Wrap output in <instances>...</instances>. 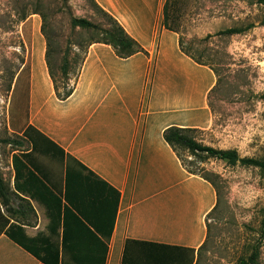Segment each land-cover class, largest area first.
I'll list each match as a JSON object with an SVG mask.
<instances>
[{
  "label": "crops",
  "instance_id": "crops-1",
  "mask_svg": "<svg viewBox=\"0 0 264 264\" xmlns=\"http://www.w3.org/2000/svg\"><path fill=\"white\" fill-rule=\"evenodd\" d=\"M96 1L142 50L120 57L110 44L91 42L65 99L56 96L46 65L32 64L18 133L39 132L49 141L42 145H56L63 158L31 152L27 140L26 149L11 153L10 189L32 210L31 220L10 217L5 229L20 225L32 250L3 231L0 264H121L127 243L197 253L207 239L216 190L185 169L163 132L210 126L216 74L185 54L178 33L163 25L164 0ZM23 152L29 153L28 167L59 198L57 217L43 201L15 191L12 155ZM73 164L91 186L67 188L66 167ZM98 182L118 192L113 216L99 211Z\"/></svg>",
  "mask_w": 264,
  "mask_h": 264
},
{
  "label": "rangeland",
  "instance_id": "rangeland-1",
  "mask_svg": "<svg viewBox=\"0 0 264 264\" xmlns=\"http://www.w3.org/2000/svg\"><path fill=\"white\" fill-rule=\"evenodd\" d=\"M162 14L165 25L178 33L180 49L217 77L209 95L211 124L192 135L241 157L264 158V5L258 0H164ZM78 18L95 26L73 25ZM115 22L96 0H0V172L8 186L10 155L28 146L18 132L24 126L32 64L46 65L60 97L72 87L86 46L109 39L106 33L113 32ZM232 28L239 31L227 32ZM178 153L185 169L209 180L217 192L195 264H232L238 253L256 247L258 264H264V171L183 147ZM19 203L26 205L12 198L9 207ZM3 210L16 221L31 218V211L22 216ZM189 258L167 256L156 264H188Z\"/></svg>",
  "mask_w": 264,
  "mask_h": 264
},
{
  "label": "trees",
  "instance_id": "trees-1",
  "mask_svg": "<svg viewBox=\"0 0 264 264\" xmlns=\"http://www.w3.org/2000/svg\"><path fill=\"white\" fill-rule=\"evenodd\" d=\"M258 2L264 5V0H258ZM164 21H165V14H163V25L167 29L173 30L167 27ZM72 23L75 26L87 27V28L88 27L92 28L95 26L93 23H91L90 21L84 18L74 19ZM115 25L117 26L115 27V29H113V32L109 31L106 33L109 39H105L104 41H95V42L110 44L114 48L116 54L120 57H127L137 51L142 50L140 45L125 32V30L120 24L115 22ZM238 31H239L238 29H233V28L227 30V32L230 33H235ZM50 78L53 82V87L56 94V86L51 74H50ZM71 92H72V87H70V89L66 91L64 94H62L60 97L57 94L56 96L60 99H65L71 94ZM29 130L30 128H26L23 131L22 139L31 142L32 145L31 152H35L38 154L49 156L51 158H57L62 160L63 151L59 147H57L56 145H42V142L47 143L49 141L41 134H39V132H38V136H34L30 134ZM196 130L197 129L194 128L169 127L164 130L163 137L165 141L173 148L179 159L180 156L178 153V148L183 147L191 154H195L199 152L205 153L207 156L216 157L218 159L224 160L226 163L230 165L240 163L245 166L257 167L260 170L264 171V158L241 157L233 149H218L212 146L202 144L199 141H197L196 138L192 135V132ZM18 144L21 145L22 142L20 141L18 142ZM28 155L29 153H25V152L12 155V161L15 170L14 189L15 191L22 193L24 195L27 194L31 198H37L43 201L47 209L49 210L50 214L51 215L53 214L52 217H57L59 198L52 193L50 188L25 163L24 159L28 157ZM188 172L193 173L191 171ZM83 174H84L83 169L79 165L77 164L67 165L66 167L67 188L74 189L75 186L76 188L79 186H81L80 188H86L84 187L85 183L88 186H91L90 182H86L84 180ZM20 179L22 181H20ZM98 183L99 185L98 184L96 185V190L98 192L97 200L99 201L98 202L99 211H101L102 213H105V211H107L108 214L111 211L113 216L116 210L118 192L115 189L107 186V184L103 182H98ZM13 196H15V198H18L19 201H23L26 203V205L19 203V207L20 209H23L22 210L23 212H21V210L19 211L18 209H13L9 207L10 201L13 198ZM17 196L18 195L16 193H13L11 191L10 186H8L5 183L0 172V206H2L5 209L6 207L9 208V211H11L14 214H21L22 216H25L27 213L26 211H31L32 209L31 207L28 206L29 203L26 201V199ZM104 201H106L107 209H105ZM111 201H112V205H111ZM9 218L10 216L4 215L0 211V233L5 231V233L11 239L16 241L18 244L24 246L26 249L32 250L28 246L29 241L32 240L26 237L20 225L11 223L5 229V227L9 223ZM207 229H208V224H207ZM205 242L206 240L198 248L197 252L204 246ZM196 254L197 253H195L193 249H187L181 247L154 245L148 243H143L140 245L127 243L125 246L124 255L121 264H156L163 257H167V256L173 258H181L184 256H189L190 260H188V264H195L194 259ZM258 257H259V251H258V247H256L248 253L245 252L238 253L234 259L235 260L234 263L232 264H258Z\"/></svg>",
  "mask_w": 264,
  "mask_h": 264
}]
</instances>
